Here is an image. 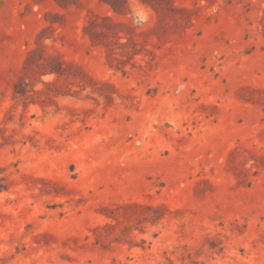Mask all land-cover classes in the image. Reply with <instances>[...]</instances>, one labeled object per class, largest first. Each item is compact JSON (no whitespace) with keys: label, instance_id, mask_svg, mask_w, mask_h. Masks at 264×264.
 Returning <instances> with one entry per match:
<instances>
[{"label":"rangeland","instance_id":"374dc122","mask_svg":"<svg viewBox=\"0 0 264 264\" xmlns=\"http://www.w3.org/2000/svg\"><path fill=\"white\" fill-rule=\"evenodd\" d=\"M0 264H264V0H0Z\"/></svg>","mask_w":264,"mask_h":264},{"label":"clouds","instance_id":"9594fccd","mask_svg":"<svg viewBox=\"0 0 264 264\" xmlns=\"http://www.w3.org/2000/svg\"><path fill=\"white\" fill-rule=\"evenodd\" d=\"M144 18L145 17L143 16V14H141L140 19L139 20H134V22L140 23V22H142L144 20Z\"/></svg>","mask_w":264,"mask_h":264}]
</instances>
